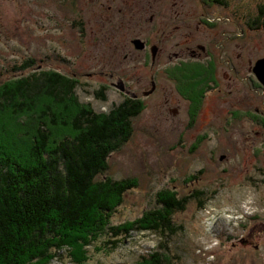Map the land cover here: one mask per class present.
I'll return each mask as SVG.
<instances>
[{"label": "rangeland", "instance_id": "374dc122", "mask_svg": "<svg viewBox=\"0 0 264 264\" xmlns=\"http://www.w3.org/2000/svg\"><path fill=\"white\" fill-rule=\"evenodd\" d=\"M262 59L264 0H0V84L54 71L77 79L80 102L97 113L145 103L132 141L110 159L109 176L139 180L113 225L141 218L164 189L211 197L175 217L185 233L169 241L172 264H264V86L253 71ZM30 60L32 71L12 72ZM186 63L215 68L194 121L167 75ZM103 87L107 101L96 96ZM160 243L145 233L113 253L95 244L86 264H143ZM52 264L73 263L63 252Z\"/></svg>", "mask_w": 264, "mask_h": 264}, {"label": "trees", "instance_id": "16d2710c", "mask_svg": "<svg viewBox=\"0 0 264 264\" xmlns=\"http://www.w3.org/2000/svg\"><path fill=\"white\" fill-rule=\"evenodd\" d=\"M212 1L226 5V0ZM188 64L168 69L167 75L181 84L194 121L214 89L215 68ZM36 66L30 60L12 72ZM79 86L77 79L54 71L0 84V264H52L63 252L71 263L86 264L95 244H103L102 253H113L134 234L145 233L161 243L141 259L143 264H172L169 241L185 233L175 217L192 202L204 209L211 197L200 190L181 196L164 189L156 195V207L141 218L113 225L139 180L109 176L110 159L132 141L133 121L145 103L126 98L109 113H97L80 102ZM107 89L96 96L107 101ZM256 120L264 127V117Z\"/></svg>", "mask_w": 264, "mask_h": 264}, {"label": "water", "instance_id": "95a60500", "mask_svg": "<svg viewBox=\"0 0 264 264\" xmlns=\"http://www.w3.org/2000/svg\"><path fill=\"white\" fill-rule=\"evenodd\" d=\"M135 48L137 51H145L146 50V44L141 40H135L133 42ZM254 73L259 80V82L264 86V59L259 60L255 67H254ZM122 92H125V88L121 89Z\"/></svg>", "mask_w": 264, "mask_h": 264}, {"label": "flooded vegetation", "instance_id": "af4514ba", "mask_svg": "<svg viewBox=\"0 0 264 264\" xmlns=\"http://www.w3.org/2000/svg\"><path fill=\"white\" fill-rule=\"evenodd\" d=\"M146 44V49H147V47H148V44L147 43H145ZM195 55H196V52H195Z\"/></svg>", "mask_w": 264, "mask_h": 264}]
</instances>
